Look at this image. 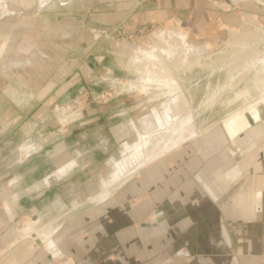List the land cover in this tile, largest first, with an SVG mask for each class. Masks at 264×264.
<instances>
[{
  "label": "crops",
  "instance_id": "1",
  "mask_svg": "<svg viewBox=\"0 0 264 264\" xmlns=\"http://www.w3.org/2000/svg\"><path fill=\"white\" fill-rule=\"evenodd\" d=\"M84 1L0 0V264H264V121L230 112L209 168L140 173L196 137V126L184 93L171 79L153 80L147 57L140 81L123 91L146 94L152 83L180 93L162 115L133 121L108 88L122 82L113 71L122 55L107 49L112 27L129 34L174 22L196 40L220 25L242 27L251 1L264 0ZM71 10L89 11L95 24ZM247 56L230 64L254 68L260 86L264 54ZM248 112L258 118L256 107ZM138 125L145 132L120 155Z\"/></svg>",
  "mask_w": 264,
  "mask_h": 264
},
{
  "label": "rangeland",
  "instance_id": "2",
  "mask_svg": "<svg viewBox=\"0 0 264 264\" xmlns=\"http://www.w3.org/2000/svg\"><path fill=\"white\" fill-rule=\"evenodd\" d=\"M96 1L85 0L84 2H89L91 5L97 7V4L95 5ZM81 2L78 3V6H81ZM251 3V10L247 11L248 14L250 13V18H247L242 27L232 25L223 27L220 25L219 27L222 30L219 32H207V35H204V37L198 34V39L196 40L190 36L187 29H185L186 31L184 27L181 29L174 22H162L156 25L142 26L134 33L129 34L123 33L116 27L110 28V31L107 32L109 39L112 40V47H108L107 49L112 52V55L115 53L122 55L121 58H118L116 70H113L117 72V77L122 82L117 87L110 84L108 88L113 91L117 88L116 91L120 93L118 99H121L125 108H132L128 112V116L133 121L138 120L142 122V119H149L151 121L154 119L155 113L162 115L164 104L169 98L168 96H171V99H173L175 93L178 95V93L182 92L188 100V108L196 126L195 131L196 133L199 132L197 134L198 138L196 136L192 137L196 138L195 140L190 141L192 138L186 140L181 145V148H178L180 145L175 148L178 150L173 149L170 152H164L159 158L151 161L150 166L140 169V173L144 171H165V168L170 169L169 171H196L197 168L200 171L201 167L209 168V165H206L216 154L217 141L221 142V133L223 134L224 132L219 128L220 133L217 135V129L208 132L205 130L220 117L236 109L243 101L251 99L257 94L264 93V80L259 81L260 86H257V73L254 68L247 67L246 64L245 66L244 64L237 65V67H233L230 64L237 55L240 56L246 52L249 55L247 56L248 58L245 57L247 61L249 59L253 60L252 58H255V56L264 54V35H259L258 29L252 24V22L256 21L262 26L261 30H264V6L253 1ZM1 9V13H3V5H1ZM223 9H226V7ZM18 12L21 13L23 11L19 10ZM68 13L74 15L76 21L95 24L93 16L89 15V11H85V14H83L82 11L71 10ZM182 31L186 33V38ZM260 37L262 39L255 45L253 39ZM97 41L96 43L98 44L100 41L99 36L97 37ZM102 41L103 38L101 39ZM115 45L118 47H115ZM179 48L181 49L179 50ZM100 49V47L96 46V48L91 50L89 59L92 64L99 57ZM159 50L160 52L165 50L163 53H166H160ZM184 56H191V60H189L190 58L186 59L187 57ZM137 57L139 58V62L136 60ZM146 57L150 59V68L148 67L150 71L147 73H150L151 78L153 80L165 79L167 81L171 79V82H175L179 86L177 88H179L180 92L173 90L170 94L167 88L152 83H150L152 87L149 88L146 94L134 90L123 91L128 82L140 81L141 71L147 69L145 62H143ZM130 60L132 61L131 66L128 64ZM189 61L192 64H189ZM185 64L188 67H185ZM108 68H110L109 65ZM148 77L149 75L143 74V79H147ZM79 100L82 102L81 99ZM256 109L258 118L254 119L252 116H248L250 124L258 120L264 121V103L259 104ZM134 130V132L124 134L126 138L117 147L119 154L123 152L125 143L133 146L138 141V134L143 135L145 132L140 125ZM169 131L175 134L173 133V128ZM211 133H214L215 136H212ZM241 133H239V136L243 134ZM217 136L220 137L218 140ZM211 137L214 138L212 139ZM212 141L213 144L210 143ZM232 146V143H230L229 146L224 145L223 149L219 148V150L222 152L226 147L231 148ZM119 154H117V160L121 158L119 157L121 154ZM111 167L112 165L108 166L110 169ZM107 172L109 176L111 171ZM140 173L137 172L130 175L125 178L126 180L124 179V182L129 183L132 177Z\"/></svg>",
  "mask_w": 264,
  "mask_h": 264
},
{
  "label": "water",
  "instance_id": "3",
  "mask_svg": "<svg viewBox=\"0 0 264 264\" xmlns=\"http://www.w3.org/2000/svg\"><path fill=\"white\" fill-rule=\"evenodd\" d=\"M261 97H264V93L257 94L255 96H253L251 99L243 101L241 104H239L237 106L236 109H234V110H232L230 112H233V111H236V110H239V109H243V111L245 112V115H246V119L248 121V116H251V114L248 112L249 107H251V106L257 107L259 104L264 103V102L261 101ZM229 113H226L225 115L220 117L214 124L209 126L205 131L208 132V131H211L213 129H218V128H221V129H223L225 131V129H224V121L227 119ZM248 124H249V122H248ZM198 134H199V132H198ZM32 220H34V217H33Z\"/></svg>",
  "mask_w": 264,
  "mask_h": 264
},
{
  "label": "bare ground",
  "instance_id": "4",
  "mask_svg": "<svg viewBox=\"0 0 264 264\" xmlns=\"http://www.w3.org/2000/svg\"><path fill=\"white\" fill-rule=\"evenodd\" d=\"M247 38H248V37H247ZM257 39H258V41H259V40H261L262 38H260V39L257 38ZM257 39H256V40H257ZM256 40H255V42H256ZM243 41H244V40H243ZM175 44H177V43H175ZM167 45H168V44H167ZM178 45L181 47L180 44H178ZM168 46H169V45H168ZM168 46H167V47H168ZM175 46H177V45H175ZM179 46H178V47H179ZM164 47H165V46H164ZM180 49H181V48H179V50H180ZM165 50H166V49H165ZM165 50H163V52H164ZM191 50H192V48H191ZM193 50H194V49H193ZM195 50H196V49H195ZM170 51H171V50H170ZM172 51H173V50H172ZM159 52H160V50H159ZM163 52H160V53H163ZM181 52H182V51H181ZM165 53H166V52H165ZM165 53H163V54H165ZM156 54H157V53H156ZM188 54H189V53H188ZM188 54H186V55H188ZM161 55H162V54H161ZM190 55H191V54H190ZM192 56H193V55H192ZM184 57H187L186 59H189V58H190L189 60H191V56H189V57H188V56H184ZM181 61H182V60H181ZM187 61H188V60H187ZM192 61H193V60H192ZM243 61H244V60H243ZM193 62H194V61H193ZM188 63H189V64H192V62H190V61H189ZM194 63H195V62H194ZM230 63H231V62H230ZM256 63H258V62H256ZM260 65H261V64H260ZM191 66H192V65H191ZM254 66H255V65H254ZM183 67H184V65H183ZM185 67H188V65L186 66V64H185ZM185 67H184V68H185ZM258 67H259V66H258ZM189 68H190V67H189ZM232 68H233V67H232ZM184 70H185V69H184ZM186 70H187V69H186ZM259 84H260V83H259ZM144 85H146V84H143V87H144ZM147 86H149V85H147ZM143 87H142V88H143ZM145 87H146V86H145ZM176 87H177V86H176ZM178 99H179V98H178ZM178 99H176V101H177ZM181 99H182V98H181ZM182 102H183V101H182ZM181 104H182V103H181ZM185 105H186V104H185ZM170 112H171V111H170ZM175 112H176V111H175ZM179 112H180V111H179ZM190 116H191V115H190ZM180 118H181V117H180ZM190 122H191V121H190ZM225 123H226V121H225ZM172 125H173V124H172ZM179 126H180V125H179ZM189 126H190V125H189ZM182 127H183V126H182ZM190 127H191V126H190ZM165 128H166V127H165ZM175 128H176V127H175ZM187 128H188V130H186ZM187 128H186V129L184 128L186 131H184V129H181V131H183V132H185V133L188 132V131H190V130H189V127H187ZM192 128H193V127H192ZM170 132H171V131H170ZM177 132H178V130H177ZM188 133H190V134L192 133V134H193V132H188ZM186 134H187V133H186ZM197 134H198V132H197L194 136H196ZM158 135H159V134H158ZM182 135H183V133H182ZM171 136H172V135H171ZM174 136H175V135H174ZM178 136H179V133H178ZM180 136H181V135H180ZM189 136H190V135H189ZM191 136H192V135H191ZM192 137H193V136H192ZM187 138H188V136H187ZM162 140H163V139H162ZM168 140H169V139H168ZM160 141H161V140H160ZM174 143H175V142H174ZM172 144H173V143H172ZM161 146H162V145H161ZM169 146H171V145H169ZM162 147L165 149L164 146H162ZM159 148H161V147H159ZM164 149H163V150H164ZM166 149H167V148H166ZM163 150H162V151H163ZM157 151H158V150H157ZM159 153H160V152H159ZM145 160H146V159H145ZM145 160H144V161H145ZM145 162H147V161H145Z\"/></svg>",
  "mask_w": 264,
  "mask_h": 264
},
{
  "label": "built area",
  "instance_id": "5",
  "mask_svg": "<svg viewBox=\"0 0 264 264\" xmlns=\"http://www.w3.org/2000/svg\"><path fill=\"white\" fill-rule=\"evenodd\" d=\"M139 31H141V30H139Z\"/></svg>",
  "mask_w": 264,
  "mask_h": 264
}]
</instances>
